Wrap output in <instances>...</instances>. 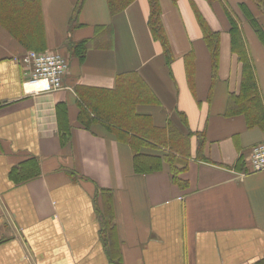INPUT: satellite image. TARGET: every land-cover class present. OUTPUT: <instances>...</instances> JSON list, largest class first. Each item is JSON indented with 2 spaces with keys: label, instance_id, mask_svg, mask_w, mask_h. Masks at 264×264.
<instances>
[{
  "label": "crops",
  "instance_id": "1",
  "mask_svg": "<svg viewBox=\"0 0 264 264\" xmlns=\"http://www.w3.org/2000/svg\"><path fill=\"white\" fill-rule=\"evenodd\" d=\"M77 1L38 0L41 36L28 49L0 25V264H264V172L246 173L264 129L225 116L242 65L223 17L224 5L243 3L264 31V0L261 10L245 0H158L169 58L149 29L148 0L114 16L105 0H85L74 21ZM194 9L219 34L214 80ZM234 18L264 107V46ZM81 42L83 61L70 51ZM39 50L67 59L61 90L24 91L21 59ZM127 74L153 97L138 115L190 136V157L176 164L183 185L166 163L136 174L128 145L101 123H78L79 92L113 91Z\"/></svg>",
  "mask_w": 264,
  "mask_h": 264
},
{
  "label": "trees",
  "instance_id": "2",
  "mask_svg": "<svg viewBox=\"0 0 264 264\" xmlns=\"http://www.w3.org/2000/svg\"><path fill=\"white\" fill-rule=\"evenodd\" d=\"M110 15L124 11L135 0H105ZM178 0H172L176 3ZM214 3L219 0H205ZM252 1L261 10L263 0ZM85 0H78L73 11V20L77 18ZM150 15L148 26L155 40L160 42L163 51L169 58V47L166 35L160 21V5L158 0H148ZM243 17L247 20L255 35L264 46V31L245 4H240ZM224 13L229 21L231 51L242 65L241 83L238 95H230L226 108V117L242 115L248 128L258 127L264 129V107L256 82L253 66L242 37L239 25L228 9ZM196 20L201 29L204 42L211 56L212 79L217 76L219 56V34L213 32L200 13L194 9ZM0 25L26 49L31 48L33 41L41 36L42 20L38 0H0ZM33 48V47H32ZM87 42L70 46L73 56L83 61L86 55ZM39 52H45L39 50ZM83 103L78 115V123L89 130L94 123H101L117 141L128 145L132 151L133 170L138 175L152 174L162 171L163 163L168 164L172 181L183 185L178 179L182 169L176 164L182 159L190 157V136L180 137L178 132L168 136L163 129L152 126L149 117L138 115L136 106L151 101L153 97L148 89L133 74L118 78L117 87L113 91H100L85 89L79 92ZM68 140V131L60 134L61 145ZM201 145V144H200ZM199 145V146H200ZM198 146L197 157L203 158L201 147ZM143 149H152L159 154H148Z\"/></svg>",
  "mask_w": 264,
  "mask_h": 264
},
{
  "label": "built area",
  "instance_id": "3",
  "mask_svg": "<svg viewBox=\"0 0 264 264\" xmlns=\"http://www.w3.org/2000/svg\"><path fill=\"white\" fill-rule=\"evenodd\" d=\"M26 68L27 80L22 83L29 93H52L62 89L63 79L68 71L67 59L59 53L27 51L21 59ZM264 172V142L255 145L249 158L246 173Z\"/></svg>",
  "mask_w": 264,
  "mask_h": 264
},
{
  "label": "rangeland",
  "instance_id": "4",
  "mask_svg": "<svg viewBox=\"0 0 264 264\" xmlns=\"http://www.w3.org/2000/svg\"><path fill=\"white\" fill-rule=\"evenodd\" d=\"M224 6L229 10L230 13L233 14L234 17H236L238 19V21L241 23L240 27L243 29V31L249 30L250 32H252L249 24L243 19V13H242L238 4L234 5L231 3L230 5H224ZM223 11H222V13H223ZM223 17L226 18L225 13L223 14ZM252 34H253V32H252Z\"/></svg>",
  "mask_w": 264,
  "mask_h": 264
}]
</instances>
